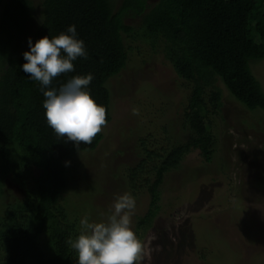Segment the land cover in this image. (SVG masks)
<instances>
[{"label": "trees", "instance_id": "16d2710c", "mask_svg": "<svg viewBox=\"0 0 264 264\" xmlns=\"http://www.w3.org/2000/svg\"><path fill=\"white\" fill-rule=\"evenodd\" d=\"M0 8V155L7 163V155L17 150L13 145L19 149V162L4 172L10 170L12 179L26 187L22 168L39 171L26 197L1 210L0 264H73L76 254L67 240L78 234V224L69 221L68 206L60 205L69 185L66 161L94 150L104 135L100 131L91 143L75 146L48 126L40 84L20 67L28 50L33 2L0 0ZM41 8L37 39L75 25L87 51L86 58L73 62V72L60 74L50 87L92 74L89 89L105 107L103 126L111 122L108 82L127 65L129 39L141 38L161 49L178 76L191 84L183 122L191 131L189 143L177 141L150 150L143 141V157L126 173L133 195L145 191L150 197L137 227L143 237L160 212V187L166 175L195 149L205 162L214 158L218 141L212 119L223 106L217 84L221 82L245 109L264 112V89L252 70L253 63L264 60V0H157L154 4L150 0H42ZM129 19H139V28ZM44 234L48 253L40 245Z\"/></svg>", "mask_w": 264, "mask_h": 264}, {"label": "rangeland", "instance_id": "374dc122", "mask_svg": "<svg viewBox=\"0 0 264 264\" xmlns=\"http://www.w3.org/2000/svg\"><path fill=\"white\" fill-rule=\"evenodd\" d=\"M41 1L32 0L33 43L41 23ZM128 23L138 29L141 21ZM126 45L131 46L127 65L108 82L111 122L101 127L102 141L66 161L69 185L60 205L68 206L69 221L77 222L79 232L82 218L101 220L114 199L127 193L135 200L131 227L142 243L139 264H264V112L245 109L221 82L217 86L223 106L212 119L218 141L213 160L205 162L195 149L166 175L160 212L147 234L138 236L139 217L147 213L150 197L145 191L133 195L127 170L143 157V141L150 150L177 141L189 143L191 131L183 122L191 84L150 42L135 38ZM252 70L264 89V60L253 63ZM13 148L17 150L7 155L11 165L0 155V213L7 203L21 202L39 174L34 167H23V187L10 170L4 172L19 162V149ZM40 245L49 252L47 235Z\"/></svg>", "mask_w": 264, "mask_h": 264}, {"label": "clouds", "instance_id": "9594fccd", "mask_svg": "<svg viewBox=\"0 0 264 264\" xmlns=\"http://www.w3.org/2000/svg\"><path fill=\"white\" fill-rule=\"evenodd\" d=\"M25 61L20 67L28 78L40 84L42 107L48 126L66 141L78 146L91 143L105 124V107L91 95L92 74L76 75L60 87H50L54 78L73 72L78 58H86L84 41L78 38L75 25L49 37L28 38ZM69 162H66L68 164ZM135 200L130 194L117 196L108 213L99 221L80 220V230L67 244L76 254V264H139L142 243L131 227Z\"/></svg>", "mask_w": 264, "mask_h": 264}]
</instances>
